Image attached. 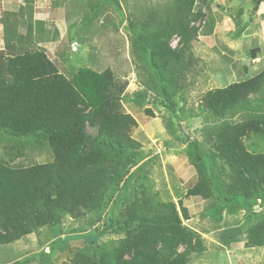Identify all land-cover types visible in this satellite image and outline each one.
Segmentation results:
<instances>
[{
  "label": "trees",
  "instance_id": "16d2710c",
  "mask_svg": "<svg viewBox=\"0 0 264 264\" xmlns=\"http://www.w3.org/2000/svg\"><path fill=\"white\" fill-rule=\"evenodd\" d=\"M199 1L206 0H173L163 10L147 11L146 18L128 21L133 51L141 53L139 59L160 80L164 98L155 100L169 109H174L175 94L187 87L188 73L200 60L193 50L206 17L201 7L195 9ZM263 1L256 0L255 11ZM4 23L0 143L9 150L10 159L0 158V244L38 232L40 250L25 255L19 264L29 260L42 264V258H35L37 253L52 254V264H193V254L205 252L207 245L205 237L184 224L191 218L184 200L163 201L149 171L130 185L133 169L141 166L137 150L142 144L131 134L138 126L136 118L120 102L127 82L117 80L111 67L98 71L82 66L69 78L44 48L24 44L15 22ZM175 37L178 43L172 46ZM18 38L22 50L13 49ZM263 96L264 68L206 91L201 106L221 121L205 128L211 149L203 151L194 144L190 158L205 199L219 200L214 194L217 187L221 200L237 201L249 209L245 221L229 233L232 240L234 232L240 233L247 247H264ZM145 111L154 116L152 109ZM240 113L242 117L236 119ZM252 137L258 142H247ZM5 140L14 143L4 144ZM25 143L49 148L52 157L27 165L15 163L26 158ZM202 159H212L214 165L219 159L223 169L213 174ZM222 176L228 179L217 182ZM111 203L121 209L108 219ZM256 203L261 211L254 208ZM53 226H61L60 235L43 243L41 230L49 227L52 234ZM111 228L122 237L113 245H99L102 233Z\"/></svg>",
  "mask_w": 264,
  "mask_h": 264
},
{
  "label": "rangeland",
  "instance_id": "374dc122",
  "mask_svg": "<svg viewBox=\"0 0 264 264\" xmlns=\"http://www.w3.org/2000/svg\"><path fill=\"white\" fill-rule=\"evenodd\" d=\"M15 1L18 2V0H0V36L5 33L3 32L4 21L8 23L16 19V16L10 13L19 8V2L16 4ZM29 1L32 2V0ZM57 1H63L58 7L59 11L54 9ZM172 1L44 0L46 7L42 8V13H45L46 17L41 20L46 26H44V34L37 36L43 38L41 41L45 42L35 44L41 45L40 47L48 44L45 50L50 58L69 77L82 66H89L98 71L111 67L117 80L121 83L127 82L120 102L123 110L136 118L138 126L131 131V134L142 144V147L137 150L140 159L138 165L141 164V166L133 169L134 177L130 179V185L135 183L140 175L144 177L145 172L149 171L152 184L163 201L177 203L183 199L184 204L188 205L192 211L199 212V209H204L215 217L221 211L216 209L212 211L211 208L222 203L219 190L217 187L214 188L215 197H219V200L205 199L202 185L199 181L197 182L195 167L190 162L191 156L195 153V145L203 151L211 149V143L205 136L206 126L221 121L213 118L208 110L202 108L201 100L209 89L246 79L264 68V8L261 7L264 1L257 11L254 9L256 0L199 1L195 9L201 7L206 17L201 23V34L199 40L195 41L193 50L200 60L198 65L188 73L187 87L175 94L174 109H169L155 100V98H164L159 88L160 80L154 76L151 69H148L146 63L139 59L141 53L133 51V33L128 26V21L137 16L140 19L146 18L147 11L163 10ZM65 29L69 30L65 31ZM82 30L89 32L83 35ZM209 31L211 32L208 34ZM1 41L0 37V46ZM4 43L5 41L3 45ZM177 43V37L173 38L171 45L176 46ZM249 50H253L257 55L256 59L251 58ZM141 92L143 93L140 94ZM255 97L253 95L252 99L255 100ZM147 108L153 110L154 116L146 114ZM242 115V113L235 115V118L240 119ZM254 141L258 142V138L252 137L247 140V142ZM2 142L14 143L13 140ZM23 146L22 151L26 152V158H17L15 163L27 165L45 162L52 157L49 148L45 146L33 147L27 143ZM8 151L0 143V158L9 160ZM189 151L191 154L186 155ZM212 159H202L201 163L207 171L212 170L213 174L220 173L224 163L216 159L214 165ZM224 179L228 177L222 176L217 182ZM141 182H144L143 178ZM189 187L192 188L188 193L189 190H186ZM232 202L234 208L239 206L237 201V204ZM257 202L260 203V200ZM258 203L254 204V208L261 211V204ZM111 205L106 214L108 219L118 216L121 209L117 203H111ZM225 207V211L230 209L226 205ZM248 212V208H240L235 213L239 215V220L243 219L244 222ZM92 217L97 218V216ZM192 222L198 228L196 230L203 234L207 232L203 229L212 226V221L209 220L201 222L197 218L196 222ZM51 228L52 234L49 227L41 230L43 243L47 238L52 240V235L54 237L60 235L58 231L61 226ZM64 230L68 231L65 228ZM122 235V233H115L114 228H111L109 232L102 233L99 245L103 243L113 245V242ZM38 237V232H35L25 239L0 244V264H19L22 261L20 259L26 257L25 255L40 250L41 242L38 241ZM69 237L71 238L67 235V238ZM206 244L205 252L193 254L191 259L193 264H215L218 261L221 264H233V262L238 264L240 259L250 260L253 262L251 264H264V257H261L264 251L262 246L247 247L244 242L240 247L241 250H236V255L241 258H236L233 251L216 248L212 242H206ZM45 248L49 250L48 246ZM35 258H42V264L54 262L52 254L37 253ZM21 264L38 263L29 260Z\"/></svg>",
  "mask_w": 264,
  "mask_h": 264
},
{
  "label": "crops",
  "instance_id": "0c3cea01",
  "mask_svg": "<svg viewBox=\"0 0 264 264\" xmlns=\"http://www.w3.org/2000/svg\"><path fill=\"white\" fill-rule=\"evenodd\" d=\"M18 2H19V8L14 9V11L13 10L10 11V13H13V16H16V19H15V21L12 22V24L15 22V25L18 29V33L24 37V44H26V45L31 44V43L32 44H35V43L41 44L42 42H45V41H41L43 38L37 36L38 34L39 35L44 34V32H43L45 30L44 26H46L44 24V22L41 20V18L46 17V14L42 13L43 12L42 8L46 7V5L44 6V0H32V2H30L29 0H27V1L18 0ZM18 2L15 1L16 4H18ZM62 2L63 1H57L55 3L54 9L56 11H59L58 7L61 6ZM38 7L41 9H37ZM261 7L264 8V5H261ZM20 9H21V11H19ZM56 27H54V28H56ZM68 30L69 29H65V31H68ZM3 32H4V30H3ZM0 37L2 38L0 49H4V47H6V44L4 43V45H3V42L6 41V39L4 37V34H3V36H0ZM12 44H13L14 50H18V49H21L23 47V43H22L20 38L14 40ZM47 45L48 44L42 45V48L45 49V46H47ZM71 76L72 75H70V77ZM222 202L223 203H221L222 204L221 206L218 207V205H217V207L214 206L215 208L214 207L211 208L212 211H215L214 209L221 211V212H218L217 214H219V215L215 216V217L211 216L210 213H208V211H205L204 209L203 210L199 209V212L198 211H192L188 205L184 204L185 206L188 207V210H189V213L191 216L190 219L184 220V224H186L189 227H191L192 229L196 230L198 228H196V226L193 225L194 223L192 221L196 222L197 218L201 222H203V220L212 221V226H209V228L203 229L204 231H207L205 234L199 232L203 237L206 238V242H208V243L212 242L214 244V247H216V248H222V249L225 248L227 251H233L236 258H241V257H238L236 255V250L240 251L241 250L240 247L244 243L242 235L240 233L234 232L233 233L234 240H232V237L229 235V233L234 231V230H232L234 227L240 225L243 222V219H242V221H240L239 215H237L235 212H237L238 209H240V208H242V209L246 208L247 209V207L238 206V207L234 208L233 202H227L224 199H222ZM225 205L230 208V209H228V211H225V208H226ZM232 209H234V210H232ZM226 212H228L227 214H230L232 216L228 217ZM204 213H205V215L203 216V219H201L200 215L204 214ZM230 218H231V220H230ZM240 254L243 255V253H240ZM263 255H264V251L261 254L262 258H263ZM251 263H253V262H251L250 260L246 261L245 259H242V260L240 259L238 261V264H251ZM215 264H221V262L218 261ZM233 264H234V262H233Z\"/></svg>",
  "mask_w": 264,
  "mask_h": 264
}]
</instances>
